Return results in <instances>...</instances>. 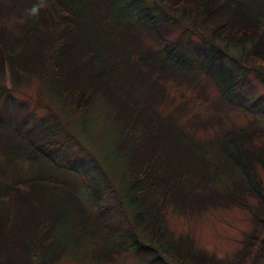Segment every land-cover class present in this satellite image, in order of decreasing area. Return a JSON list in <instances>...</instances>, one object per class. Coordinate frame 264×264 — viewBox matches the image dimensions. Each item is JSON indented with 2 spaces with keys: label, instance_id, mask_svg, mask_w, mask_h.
Returning <instances> with one entry per match:
<instances>
[{
  "label": "trees",
  "instance_id": "obj_1",
  "mask_svg": "<svg viewBox=\"0 0 264 264\" xmlns=\"http://www.w3.org/2000/svg\"><path fill=\"white\" fill-rule=\"evenodd\" d=\"M159 1L155 12L144 7L137 13L129 6L135 0L0 2V14L14 16L15 24L0 25V78L7 70L10 82L37 77L73 114L104 98L127 170L123 194L113 197L117 205L99 206L85 164L64 157L79 145L76 136L14 107L13 90L0 83V148L7 164L24 159L53 169L26 177L19 170L0 180V264H61L66 255L106 262L126 248L140 264H255L263 256L264 121L221 127L198 139L189 129L206 130L221 119L194 114L182 125L176 114L184 104L171 113L159 106L170 101L169 80L199 87L198 95L208 99L203 74L220 102L264 116V95L248 97L245 72L225 64L240 62L227 50L231 46L264 85V0ZM172 12L179 22H191L177 36ZM219 41L226 46L215 51ZM78 180L90 205L80 198ZM170 206L184 215L239 207L254 227L232 255L219 257L195 247L189 235L167 236ZM111 236L119 241L103 246Z\"/></svg>",
  "mask_w": 264,
  "mask_h": 264
},
{
  "label": "rangeland",
  "instance_id": "obj_2",
  "mask_svg": "<svg viewBox=\"0 0 264 264\" xmlns=\"http://www.w3.org/2000/svg\"><path fill=\"white\" fill-rule=\"evenodd\" d=\"M3 1L0 0V2ZM157 1L159 0H135L134 4L129 6L131 11L136 13L142 11L144 7H150L152 12H155L153 9ZM172 16L171 19L175 24L173 36H177L191 22L190 20L179 22L181 16L177 12H172ZM13 20L14 16L8 17L0 14V25L12 27L15 25ZM182 36H185V34ZM191 40L193 43L200 41L197 37H192ZM145 42L152 43L153 41L145 39ZM225 46V42L219 41V47L215 51L219 48H225ZM227 50L236 60H240V62H237L233 59L225 64L233 67L235 71L242 70L245 72L243 88L248 97L255 98L264 95V85L255 77L252 71L246 69L247 64L242 60L240 54L231 46H228ZM200 77H202L204 85L203 93L208 95V99H204L203 94L198 95L200 92L199 87L192 88L186 84H176L169 80L167 83V96L170 101L165 99L159 106L163 113H171L175 107L184 104L183 107L186 110L184 112L182 110L177 111L176 114L182 125L194 114L202 118L214 114L221 119V124H215L206 130L201 127L189 129L190 131L194 130L195 137L198 139L213 137L221 127L228 129L232 126H247L256 118L264 121V116H260L259 113H256V110L253 112L244 108H229L224 102H220L215 87L211 83H206L205 75L202 74ZM0 83L13 90L11 92V103L14 107H25L26 111L33 112L35 120L44 119V125L59 127L61 132H71L76 136L79 145L71 146L64 157L73 163H77L80 159L85 164L84 169L92 179L99 206L117 205L113 197L118 193L123 194L122 179L127 170L123 158L115 150L119 135L118 126L111 114V107L105 99L98 97L87 111L73 114L64 110L60 103L55 102L46 85L39 83L37 77L21 81V83L10 82L7 70L5 75L1 76ZM3 97L5 96H2L1 99ZM242 100L245 102V106H249L245 98H242ZM217 101L220 102L219 106L215 105ZM0 165H3L1 171L5 168V174L0 173V180L8 178V175L18 173L19 170L22 176L25 177L33 173H51L53 171L50 166L46 165L43 169L40 163H34L31 166L24 159L14 160L12 164L8 165L7 156L3 154L1 148ZM260 172L264 187V170H260ZM78 181L80 198L85 204L90 205L93 201L92 197L83 185L82 180ZM165 221L169 238L176 239L180 236L189 235L194 240L195 247L219 257L232 255L241 247L245 234L254 227L250 215L246 210L239 207L210 209L201 213L184 215L170 206L166 210ZM122 228L128 229V225L124 223ZM103 241H105L102 243L103 246H109L119 240L111 236ZM111 256L112 259L101 262L103 260L98 261L92 255L79 258L66 255L63 257L61 264H140L138 257L130 248L123 249L120 254L115 253ZM255 264H264V254Z\"/></svg>",
  "mask_w": 264,
  "mask_h": 264
}]
</instances>
